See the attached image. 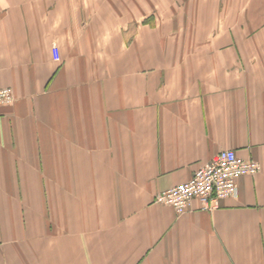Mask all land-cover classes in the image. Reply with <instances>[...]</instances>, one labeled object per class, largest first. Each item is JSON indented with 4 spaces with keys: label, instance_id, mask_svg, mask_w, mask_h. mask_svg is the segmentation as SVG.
<instances>
[{
    "label": "crops",
    "instance_id": "0c3cea01",
    "mask_svg": "<svg viewBox=\"0 0 264 264\" xmlns=\"http://www.w3.org/2000/svg\"><path fill=\"white\" fill-rule=\"evenodd\" d=\"M4 87L0 264H264V0H0ZM223 149L235 196L155 201Z\"/></svg>",
    "mask_w": 264,
    "mask_h": 264
},
{
    "label": "built area",
    "instance_id": "2783aa9c",
    "mask_svg": "<svg viewBox=\"0 0 264 264\" xmlns=\"http://www.w3.org/2000/svg\"><path fill=\"white\" fill-rule=\"evenodd\" d=\"M52 53L54 59H60L56 46ZM14 100L12 88H0V106ZM259 170L256 160L242 158L232 149H223L197 168L187 181L157 193L155 201L171 206L177 214H183L193 200H199L202 208H212L215 200L235 196L239 177L254 175Z\"/></svg>",
    "mask_w": 264,
    "mask_h": 264
},
{
    "label": "rangeland",
    "instance_id": "374dc122",
    "mask_svg": "<svg viewBox=\"0 0 264 264\" xmlns=\"http://www.w3.org/2000/svg\"><path fill=\"white\" fill-rule=\"evenodd\" d=\"M150 10L146 9V14L149 12ZM147 16V15H146Z\"/></svg>",
    "mask_w": 264,
    "mask_h": 264
}]
</instances>
